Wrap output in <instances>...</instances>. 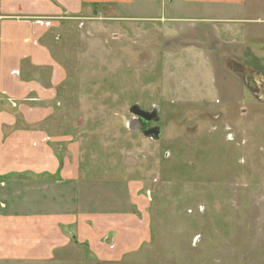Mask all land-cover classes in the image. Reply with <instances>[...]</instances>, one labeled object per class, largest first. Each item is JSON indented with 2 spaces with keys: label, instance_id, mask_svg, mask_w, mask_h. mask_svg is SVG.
I'll return each mask as SVG.
<instances>
[{
  "label": "rangeland",
  "instance_id": "374dc122",
  "mask_svg": "<svg viewBox=\"0 0 264 264\" xmlns=\"http://www.w3.org/2000/svg\"><path fill=\"white\" fill-rule=\"evenodd\" d=\"M248 1L179 19L165 0L130 18L99 6L51 28L56 134L89 177L144 185L150 242L116 264H264V100L240 75L264 82V0ZM135 104L160 106L159 142L127 128Z\"/></svg>",
  "mask_w": 264,
  "mask_h": 264
},
{
  "label": "crops",
  "instance_id": "0c3cea01",
  "mask_svg": "<svg viewBox=\"0 0 264 264\" xmlns=\"http://www.w3.org/2000/svg\"><path fill=\"white\" fill-rule=\"evenodd\" d=\"M155 1L0 0V264H116L150 242L143 183L89 177L80 145L56 134L66 74L47 37L95 7L130 18ZM165 1L172 19L186 10L239 15L249 3ZM45 19L52 27L37 23Z\"/></svg>",
  "mask_w": 264,
  "mask_h": 264
},
{
  "label": "water",
  "instance_id": "95a60500",
  "mask_svg": "<svg viewBox=\"0 0 264 264\" xmlns=\"http://www.w3.org/2000/svg\"><path fill=\"white\" fill-rule=\"evenodd\" d=\"M159 112L160 106H155L152 111H147L135 104L130 108L133 118L127 122V128L134 132H141L145 138L159 142L162 139V130L158 125L160 123ZM152 123L156 126L151 127Z\"/></svg>",
  "mask_w": 264,
  "mask_h": 264
},
{
  "label": "flooded vegetation",
  "instance_id": "af4514ba",
  "mask_svg": "<svg viewBox=\"0 0 264 264\" xmlns=\"http://www.w3.org/2000/svg\"><path fill=\"white\" fill-rule=\"evenodd\" d=\"M239 69H242L240 66H237ZM241 77L244 78L246 83L249 84V87L253 90L255 96L260 99L264 100V82L262 79H260L258 76H256V73H252L249 70H243V72H240ZM156 126V124H151V127Z\"/></svg>",
  "mask_w": 264,
  "mask_h": 264
},
{
  "label": "built area",
  "instance_id": "2783aa9c",
  "mask_svg": "<svg viewBox=\"0 0 264 264\" xmlns=\"http://www.w3.org/2000/svg\"><path fill=\"white\" fill-rule=\"evenodd\" d=\"M37 23L48 28L52 27V21L48 19L38 20Z\"/></svg>",
  "mask_w": 264,
  "mask_h": 264
}]
</instances>
